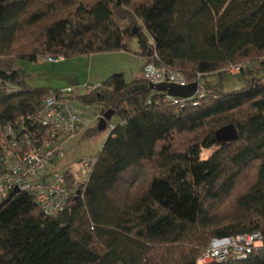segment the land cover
Returning <instances> with one entry per match:
<instances>
[{"label":"trees","instance_id":"obj_1","mask_svg":"<svg viewBox=\"0 0 264 264\" xmlns=\"http://www.w3.org/2000/svg\"><path fill=\"white\" fill-rule=\"evenodd\" d=\"M132 39L142 68L177 70L189 83L200 75L205 97L173 105L142 76L121 75L75 92L120 124L60 214L44 215L23 193L1 207L0 264H195L214 240L255 232L261 249L220 264H264V83L244 70L241 89L208 82L264 57V0H0V82L17 90L0 87V138L58 91L28 88L15 61L128 52ZM229 125L235 137L219 142ZM175 136L186 138L180 150Z\"/></svg>","mask_w":264,"mask_h":264},{"label":"built area","instance_id":"obj_2","mask_svg":"<svg viewBox=\"0 0 264 264\" xmlns=\"http://www.w3.org/2000/svg\"><path fill=\"white\" fill-rule=\"evenodd\" d=\"M244 69L245 66L239 64L229 66L227 71L238 75ZM141 74L147 84L168 83L182 87L190 84L181 72L154 63L144 65ZM195 82L197 88L191 98L177 99L166 95L164 101L181 107L188 103L197 106L206 93L200 75H197ZM0 87L8 93L17 92L16 88L1 82ZM98 87L99 85L93 89ZM75 92L74 88L50 92L42 100L41 109L36 114L22 117L3 127L0 138V203L16 191V194L30 195L46 216L55 217L65 209L76 185L69 187L64 172L54 167V161L64 157L66 147L88 124L82 112L72 105L74 100L71 97ZM100 118V115L96 116L97 120ZM89 162L90 165L85 164L82 168L86 175L90 172L94 158ZM262 245V235L259 232L214 240L195 264L245 261L261 249Z\"/></svg>","mask_w":264,"mask_h":264},{"label":"rangeland","instance_id":"obj_3","mask_svg":"<svg viewBox=\"0 0 264 264\" xmlns=\"http://www.w3.org/2000/svg\"><path fill=\"white\" fill-rule=\"evenodd\" d=\"M116 1L120 4V0ZM134 27L138 28L137 25ZM143 33L150 42L147 32L143 30ZM128 48V52L97 53L53 61H47L45 58H38L35 62L18 60L15 61L14 67L25 72L28 88L53 90L74 88L79 96H83L94 87L101 86L112 75H121L126 83L141 78L142 61L135 55L137 52L135 39L129 42ZM260 61H264V57L255 58L242 65L245 66L244 71L247 78L261 77L264 83V71H258V62ZM225 71L226 73L222 74L220 80L218 76H211L208 78V82L213 86L221 84L226 90L241 89L245 86L246 79L242 77V73L237 75L229 73L227 69ZM250 71L251 74H249ZM72 105L82 112V116L88 124L85 125L81 133L79 132L78 137L66 147L64 157L54 161V167L58 171H70L77 186L86 180L87 175L83 173L82 168L85 164L90 165L89 161L100 152L109 134L110 126L114 127L120 124V120L117 116H113L108 122L107 129L98 132L99 120L96 119V116L99 115V108L84 106L78 100H75ZM174 140L175 148L180 150L186 138L175 136ZM216 149L217 147L202 150L200 159L206 160Z\"/></svg>","mask_w":264,"mask_h":264},{"label":"water","instance_id":"obj_4","mask_svg":"<svg viewBox=\"0 0 264 264\" xmlns=\"http://www.w3.org/2000/svg\"><path fill=\"white\" fill-rule=\"evenodd\" d=\"M136 32L132 31V35ZM147 87L150 91H155V92H161L165 93L169 97L172 98H177V99H188L191 98L197 88V83L193 82L188 84L185 87L174 85V84H168V83H163V84H158V85H152V84H147ZM113 116L112 111H107L100 119L98 122V132H101L105 129L106 124L111 120ZM235 137V132L234 129L231 125L224 127L221 132L219 133V142H226L229 140H232ZM16 194V191H13L6 200L0 203V209L3 205H5L14 195Z\"/></svg>","mask_w":264,"mask_h":264},{"label":"crops","instance_id":"obj_5","mask_svg":"<svg viewBox=\"0 0 264 264\" xmlns=\"http://www.w3.org/2000/svg\"><path fill=\"white\" fill-rule=\"evenodd\" d=\"M82 130H83V129H82ZM82 130H81V131H82ZM81 131H80V133H81ZM77 137H78V136H77Z\"/></svg>","mask_w":264,"mask_h":264}]
</instances>
